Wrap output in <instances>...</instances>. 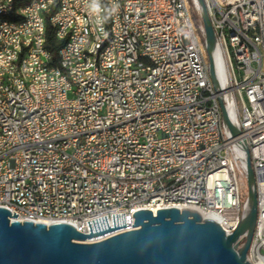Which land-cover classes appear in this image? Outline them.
<instances>
[{
    "label": "built area",
    "instance_id": "1",
    "mask_svg": "<svg viewBox=\"0 0 264 264\" xmlns=\"http://www.w3.org/2000/svg\"><path fill=\"white\" fill-rule=\"evenodd\" d=\"M97 1L41 0L22 23L0 29V64L9 66L0 73V206L19 214L12 219L68 222L84 233L87 221L107 215L113 226L112 214L125 212L127 227L105 238L134 229L136 210L193 206L232 234L248 209L239 181L248 150L258 217L247 257L264 264V0H204L218 85L198 0H127L131 32L119 31L113 0L100 26ZM83 15L97 49H82ZM39 19L64 42L58 65L37 43ZM127 33L143 35L160 67H132Z\"/></svg>",
    "mask_w": 264,
    "mask_h": 264
},
{
    "label": "water",
    "instance_id": "2",
    "mask_svg": "<svg viewBox=\"0 0 264 264\" xmlns=\"http://www.w3.org/2000/svg\"><path fill=\"white\" fill-rule=\"evenodd\" d=\"M206 31L210 75L218 85L214 49L215 31L204 0H198ZM226 124L234 135L240 131L228 107L220 100ZM250 194L240 225L228 234L213 215L204 217L198 207L136 210L134 229L99 241H86L127 227L125 212L87 221L84 233L68 222L46 224L12 219L18 213L0 206V264H253L247 257L255 232L258 203L255 173L247 150ZM242 237L245 241L241 243Z\"/></svg>",
    "mask_w": 264,
    "mask_h": 264
},
{
    "label": "bare ground",
    "instance_id": "3",
    "mask_svg": "<svg viewBox=\"0 0 264 264\" xmlns=\"http://www.w3.org/2000/svg\"><path fill=\"white\" fill-rule=\"evenodd\" d=\"M11 0H0V29L8 24L22 23V15L24 9L27 7H33V4H37L41 0H29L20 1L12 0L8 9H5L7 2ZM115 7V19L116 24L119 25V31L131 32V20H126V5L127 0H113ZM4 9V10H3ZM98 24L100 26H107L108 20V8H106V0L97 1ZM38 34L37 43L41 45V50H44L46 54V61H51V65H58V60L53 58V53L47 47V21L46 19L37 20ZM82 32L85 36L82 41V49H97L98 47V35L96 27L92 22L91 15H83ZM127 40L132 47L133 52H136L138 59H132V67H139V60L149 61L152 67H160V57L157 52H148L145 50V40L143 35H136L135 33H127ZM109 40H101L100 55H108ZM218 51V50H217ZM218 53V52H217ZM219 58V53L217 54ZM0 73H9L8 64H0ZM37 73H45V66H37ZM88 73H95V66H88ZM230 113L233 116V110L230 108ZM131 230V229H129ZM112 231L110 233L116 232ZM110 233L104 234L100 237L89 239L101 240L105 236H109ZM119 233V232H118Z\"/></svg>",
    "mask_w": 264,
    "mask_h": 264
},
{
    "label": "trees",
    "instance_id": "4",
    "mask_svg": "<svg viewBox=\"0 0 264 264\" xmlns=\"http://www.w3.org/2000/svg\"><path fill=\"white\" fill-rule=\"evenodd\" d=\"M20 1H29V0H20ZM196 19H199L198 15H195ZM64 42L59 41L56 37L55 28L51 25V23L47 24V47L51 50L54 55V59L58 60V52L59 49L63 46ZM245 241V238H244Z\"/></svg>",
    "mask_w": 264,
    "mask_h": 264
},
{
    "label": "rangeland",
    "instance_id": "5",
    "mask_svg": "<svg viewBox=\"0 0 264 264\" xmlns=\"http://www.w3.org/2000/svg\"><path fill=\"white\" fill-rule=\"evenodd\" d=\"M239 181L241 201H244L246 198H248L250 194L249 180L248 177L239 176Z\"/></svg>",
    "mask_w": 264,
    "mask_h": 264
}]
</instances>
